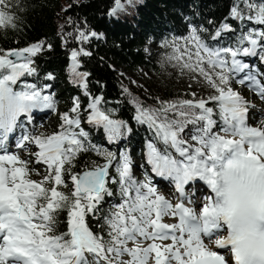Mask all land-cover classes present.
<instances>
[{"label":"snow or ice","instance_id":"6c2138e0","mask_svg":"<svg viewBox=\"0 0 264 264\" xmlns=\"http://www.w3.org/2000/svg\"><path fill=\"white\" fill-rule=\"evenodd\" d=\"M6 2L0 0V27L14 26V16L4 8ZM243 2L249 10L246 18L264 25V2ZM114 5L110 15L125 7L122 0H114ZM231 13L236 19H245L239 5ZM222 30L228 26L223 25ZM97 36L96 32L80 31L77 38L87 41ZM245 42L250 46L213 50L196 29L183 45L171 42L169 59L198 73L214 94L196 98L192 93L193 99L160 101L155 108L136 102L135 118L155 130L162 147L149 142L147 163L153 173L174 182L180 199L173 204L150 178L136 180L129 157L121 153L117 172L122 200L104 218L107 238L93 232L87 218L98 211L106 195H112L107 185L116 155L103 153V165L94 164L82 173L65 167L88 150L77 101L71 109L76 115L64 113L59 131L48 136L24 134L18 139V149L35 144L39 149L36 162L48 169L41 180L31 179L27 161L9 152L5 142L21 126L22 116L30 119L33 110L55 107L53 96L35 85H24L20 91L13 87L21 77L36 72L33 57L42 51L43 42L0 49V264H229L210 245L227 250L232 264H264V121L259 127L248 124V104L231 87L232 79L244 74L239 83H248L264 96V77L251 74L250 65L238 58L259 56L264 61V31L243 35L240 44ZM79 55L91 53L82 48L72 52L74 72ZM76 74L87 88L88 73ZM101 101L95 97L88 105V122L102 126L109 140L115 141L126 124L102 110ZM189 125L194 127L189 139H184ZM65 173L73 184L70 194L59 190L66 186ZM197 181L211 192L202 198L199 211L190 206L197 191L191 196L185 191ZM60 211L67 212V230L58 233ZM165 217L176 222L166 223Z\"/></svg>","mask_w":264,"mask_h":264},{"label":"trees","instance_id":"16d2710c","mask_svg":"<svg viewBox=\"0 0 264 264\" xmlns=\"http://www.w3.org/2000/svg\"><path fill=\"white\" fill-rule=\"evenodd\" d=\"M251 2L258 5L264 0ZM122 3L124 9L130 8L129 16L110 15L115 6L114 0H7L4 8L14 16V26L0 27V49H20L43 42L42 51L33 57L36 72L21 77L14 86L20 87L23 82H31L36 87L48 85L54 89L53 97L66 100L63 109L68 111L71 98L76 99L82 108L86 97L66 74L67 63L71 60L70 51L80 50L72 40L73 30L83 27L96 32L97 37H90L83 43L91 55L77 57L78 69L88 73L87 88L83 89L91 98L101 97L100 108L111 112L113 119L122 120L129 126L127 139L122 140L120 145L134 151L148 134L144 124L134 119L137 114L136 102L145 108H155L159 107L160 101L193 99V96L181 94L176 88L165 85L161 94L147 97L124 84L118 68L131 72L137 69L158 72L160 65L155 51L151 46L146 51L147 43H157L161 50L171 47L172 41H179L183 45L185 39L191 37L193 29L208 47L216 50L244 46L245 43L240 44L241 37L249 32L264 31V25L246 18L249 10L245 8L243 0H132L130 4L128 0H122ZM237 5L243 10L245 19L232 16L231 10ZM223 25H227L228 30H222ZM66 32L70 35L63 40ZM166 42L168 47L165 46ZM239 57L245 58L243 55ZM252 65L258 67V61H252ZM209 106L215 105L210 103ZM80 120L83 129L93 132V123L87 121L86 115ZM91 132L87 135L88 140L85 139L88 150L80 152L71 166H65L71 167L73 173L92 168L94 164L101 165L105 161L102 153H109L115 148L111 142H101L97 134L99 129L95 135ZM156 140L158 148H161V142ZM116 160L118 162V158ZM68 176L65 173L64 178ZM109 177H114L118 182L116 170L109 169ZM115 183H110L108 187L114 196L122 198L120 187ZM59 190L66 194L72 192V189L65 187ZM112 210L106 195L98 211L87 218L93 232L107 238L108 228L104 218ZM66 230L67 212L60 211L56 231L60 233Z\"/></svg>","mask_w":264,"mask_h":264},{"label":"rangeland","instance_id":"374dc122","mask_svg":"<svg viewBox=\"0 0 264 264\" xmlns=\"http://www.w3.org/2000/svg\"><path fill=\"white\" fill-rule=\"evenodd\" d=\"M129 14H130V8L128 7L126 9L123 8L122 10H118L115 15L122 17L123 15L129 16ZM80 31H84L86 33H90L93 31L84 29L83 27H75L73 30L72 40L76 43L77 46L80 47V49L82 48L85 50V48L83 47V43L87 42L88 40L87 41H81L77 38L79 36ZM64 35L65 36L63 37V40L64 39L66 40V38L70 35V33L66 32ZM150 46H151V49H153L155 51L156 58L158 59V64L160 65L159 71L158 72H152V71H145L142 69H137L136 71L131 72V71H128V70L120 67L117 69V72L120 75V79L124 84L132 86L134 89L138 90L141 94H144L147 97L157 96V95L161 94V91L165 88V85H169L171 88H174V89L176 88L177 90H179V92L181 94H189L190 96H192V93H195L196 97L201 96V97L207 98L209 95L214 94V89L211 86H209V84L203 79V77H200L198 73L189 72L187 69H182L177 64V62L175 60L169 59V57L172 55V52H173V49H171V47H168L167 49L161 50V47H159L160 46L159 44H157V43L152 44L149 42L145 46L146 51L150 50V48H149ZM249 46L250 45L247 44V42H245L243 47H249ZM257 51L259 52V49H257ZM72 52L73 51H70V53H69V55H70L69 57L71 60H70V62L67 63L66 74L70 80H73V84L76 85L79 89H81L82 93L86 96L84 102L82 103V105H83L82 108L80 107V104H79V117L81 119L82 117H84V115H86L87 121H88V116H89L90 111H91L89 109L88 105L92 102L93 98H91V96L88 93L86 94L84 92V89H83L84 81H82L81 77L76 74V73H82V72L78 69V67L76 68L75 72L73 71V63H71ZM247 57L251 58L252 61L258 60V62L261 63L260 67L262 69L264 68V62L259 59V56H247ZM239 59H241V58H239ZM241 60L245 61L244 58ZM252 68H253L252 65H250V71H252ZM246 71H249V70H246ZM251 74H254V72H251ZM243 75L244 74H240V76H237L234 79H232L231 87L235 91L239 92V94L246 100V102L248 104V124L250 126H253V127H259V126H261V122L264 121V96H261L260 94H258V92L254 88L250 87L248 83H245V84L239 83V79ZM26 76H30V75H26ZM194 77H195V79H194ZM260 77H264V75H262ZM261 82L264 83V79H262ZM27 83H28V85H32L31 82H27ZM43 87L47 88V91H48L47 95H52L54 93V89H52L50 86L44 85ZM53 98H54V102H55V107L53 109H48L47 117H49V119H46L44 121V123L39 122L37 124V126L34 127V124H31V119H29L28 116H22L21 117V121L23 123V125L22 124L21 125L23 127H21V128L17 127L18 129L15 131L16 133H14L15 138H13V143L10 145V147H7V148L9 151L11 149H13L12 150L13 152L19 151L20 152L19 156L22 160L24 159L26 161V156L27 155L32 156L33 152H34V148H37V146L35 144H31L32 146H29V144H28L27 147L24 149L15 148L16 147L15 145H16L18 139L22 135H24V134H31L34 136L51 135V134L60 130V126L63 124L62 116L64 113H69L70 116L76 115L75 113L71 112V109L74 107L75 103L77 102L76 99L71 98L70 108L68 109V111H64L63 107H65L67 104V102H65L66 100H62L61 98L59 99V98H55V97H53ZM136 115L137 114H135L134 119L137 123H139L135 118ZM252 117H253V119H252ZM214 118H216V117H214ZM216 119H219V118H216ZM144 126H145L146 130L148 131V134L144 138V141H142L140 143L139 147L138 146L135 147L134 151L130 147L126 148L125 146L123 147V145H120L122 143V140L125 141L127 139V133L129 131V126L127 124H126V128L122 130V133H123L122 136L115 141L109 140V138H108V136H107V134L104 131L102 126H97V125L93 124L91 127L94 129L93 132L86 131L85 129H84V131L87 134H89V132H91L95 135V131H97V129H99V133H97V132L96 133L98 134L101 142H103L104 144H107L108 142H111L114 144L115 148H113V150H111L110 153H114L116 155V159L118 158V162H117V160L113 161V164H112V166H110L109 169L117 171V166L119 163L120 154L126 153L130 159V162H131L133 177L138 181H143L146 178H150L152 181V178H153L152 166L147 163V152H148L147 145L149 144V142L156 144L157 136L155 134L154 129L149 128V126L147 124H144ZM80 127L83 128L82 122L80 124ZM193 127H194L193 125L188 126V129L186 130V133L183 136L184 139H189L188 133L191 132ZM76 130L78 131L79 129H76ZM86 139L88 140V138H86ZM156 146L158 147L157 144H156ZM104 149H105V147H104ZM36 150L37 149H35V151ZM169 150L172 151L173 156H178V154L175 153L174 150H171V149H169ZM0 154H2V153H0ZM30 154H32V155H30ZM24 156H25V158H24ZM101 156L103 157L105 155H101ZM36 161H37V157L34 156L32 159V162L27 159V164H28V168L31 170V177L30 178L33 180L39 181L44 176L48 175V169L44 163H40L39 167L35 168L34 166L37 164ZM112 178H114V177H108V179H109L108 185L110 183H113ZM64 179L66 182V186H61V187H65V188L73 190V184H72V181L70 179V176H68L67 178H64ZM165 179H168V178L164 177V179H160V180L162 182H164V184H165ZM169 183H170V181L167 184H169ZM114 185H117L120 187L119 179H118V182L116 181V183ZM174 187H175L174 182H172L170 184L168 192L164 193L165 188L162 189L160 187H156V189L159 193L163 194L168 200H170L173 204H175L176 202H178L177 200L180 198H177V197L175 198L174 194H176L177 191ZM185 191L188 193L189 196H191L189 187H186ZM206 195H210V192L208 191V189H204L202 187L201 194H198L196 196V198L192 197L193 204L190 206H195L197 208V211H199V204L203 202L202 198ZM107 197H108L109 205L112 209L114 208L115 205H117L121 202V201H119V199H122L119 197V195L114 196L113 194L111 196H107ZM194 199H196V200L194 201ZM185 203L188 204V201L185 200ZM165 218L166 219H164V222H166L168 219L167 217H165ZM205 243H208V241L205 240ZM125 259H127V257H125Z\"/></svg>","mask_w":264,"mask_h":264},{"label":"bare ground","instance_id":"6f19581e","mask_svg":"<svg viewBox=\"0 0 264 264\" xmlns=\"http://www.w3.org/2000/svg\"><path fill=\"white\" fill-rule=\"evenodd\" d=\"M29 47V46H28ZM248 58V57H247ZM264 62V61H263ZM71 63H73V61H71ZM47 115H48V109H43V110H33V112L31 113V124H34V127L35 126H37V124L39 123V122H41V123H44V121L46 120V119H49V117H47ZM252 119H253V117H252ZM30 123V122H29ZM40 123V124H41ZM21 124L23 125V123H22V121H21ZM18 126V128H21V127H23V126ZM33 126V125H32ZM18 128H16V130L18 129ZM25 129V128H24ZM15 130V131H16ZM36 130V129H35ZM14 133H16V132H14ZM14 133H12V134H10V136H9V139H8V141H6L5 142V147L7 148V147H10V145L13 143V138H15L14 136H15V134ZM19 133V132H18ZM16 146V145H15ZM29 146H32L31 144H29ZM15 148H17V147H15ZM8 149V148H7ZM35 149H37L36 151H35ZM13 149H11L10 151L12 152V153H17L18 155H19V151L17 152H13L12 151ZM9 151V152H10ZM39 151V149H38V147L37 148H34V152H33V155L32 154H30V155H32L33 157L35 156V153L36 152H38ZM32 156H26V161H27V159L29 160V161H31L32 162V159H33V157ZM24 158H25V156H24ZM24 160V159H23ZM30 162V163H31ZM39 165H40V163H37L34 167L35 168H38L39 167ZM160 179H164V177H160L159 175H157L156 173H153V178H152V183H153V185L155 186V187H160V188H162V189H164V193L165 192H168L169 191V187H170V184L173 182L172 180H170V179H165V184H164V182H162ZM170 181V183L169 184H167L168 182ZM168 185V186H167ZM175 185V184H174ZM167 187V188H166ZM186 187H189V190H190V194H192V192L193 191H197V195L198 194H201V192H202V187L204 188V189H207L208 187L206 186V184H204V182H202V181H197L196 183H195V185H189V186H186ZM208 190H209V192H210V189L208 188ZM163 192V191H162ZM211 194V193H210ZM172 195V194H171ZM196 195V196H197ZM174 196H175V198L177 197V198H180L179 197V193L177 192L176 194H174ZM196 196H194V198H196ZM179 200V199H178ZM177 200V201H178ZM196 199H194V201H195ZM177 203V202H176ZM168 219H167V221H166V223H175L176 221H175V219L174 218H170V217H167ZM164 219H166V218H164ZM225 233V232H224ZM224 233H221V235H224ZM168 242H170V241H168ZM210 247H212L213 248V250H216V251H218V249L217 248H215V246L214 245H210ZM220 252V254H222L221 253V251H219Z\"/></svg>","mask_w":264,"mask_h":264},{"label":"water","instance_id":"95a60500","mask_svg":"<svg viewBox=\"0 0 264 264\" xmlns=\"http://www.w3.org/2000/svg\"><path fill=\"white\" fill-rule=\"evenodd\" d=\"M105 163V161L101 164V165H103ZM88 169H91V168H88ZM88 169H85V170H88ZM85 170H82V171H80L79 173H82L83 171H85Z\"/></svg>","mask_w":264,"mask_h":264}]
</instances>
